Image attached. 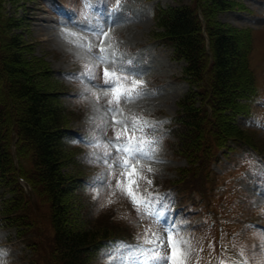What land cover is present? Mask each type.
Listing matches in <instances>:
<instances>
[{
	"label": "trees",
	"instance_id": "obj_1",
	"mask_svg": "<svg viewBox=\"0 0 264 264\" xmlns=\"http://www.w3.org/2000/svg\"><path fill=\"white\" fill-rule=\"evenodd\" d=\"M6 2L0 0V228L13 231L29 250L28 264H91L104 242L132 241L133 233L118 232L116 212L103 208L89 193L87 176L78 174L84 147L71 134L76 115L63 104L66 87L60 88L63 82L51 70L45 73L47 84L35 83L44 75L33 70L42 66L27 57L29 50L15 33L21 22L6 12ZM235 9H243L239 0H190L188 6L154 10L151 36L170 50L172 60L183 63L180 78L188 85L168 128L171 151L187 165L177 170L179 181H164V189H202L215 201L209 187L224 175L210 170L211 164L243 151L264 168V141L255 142L237 125L239 117L255 115L254 103L261 97L251 67L256 33L215 19L217 13ZM73 165L79 167L71 169ZM17 176L32 185L33 199ZM186 200L194 203L190 196ZM232 221L252 231L248 225L257 220L251 215Z\"/></svg>",
	"mask_w": 264,
	"mask_h": 264
},
{
	"label": "rangeland",
	"instance_id": "obj_2",
	"mask_svg": "<svg viewBox=\"0 0 264 264\" xmlns=\"http://www.w3.org/2000/svg\"><path fill=\"white\" fill-rule=\"evenodd\" d=\"M239 1L243 6L242 10L220 12L216 14L215 19L222 24L239 29L249 28L256 33L251 67L261 98L255 103V116L251 119L239 117L237 125L248 131L255 142H260L264 141V0ZM55 2L65 16L71 15L69 11L71 10L76 13V20L83 19V0ZM116 4L117 0H107V9H112ZM119 4L122 22L111 29V35L115 37L113 42L117 43L124 58H131L143 70V75L137 79L146 82L143 87L150 93L133 103H122L121 107L125 112L142 114L149 122H155L156 127L150 130L149 135L159 138L156 159L142 161L146 167L150 164L154 169L153 172L147 173L154 182L151 185L141 182V188L166 193L174 200L171 207L178 214L170 218L181 225H187L181 234L191 237L193 254L190 257V264H218L215 262L221 258L233 264L238 258L243 259L239 254L241 246L245 249L250 264H264V233L261 231L264 228V169H260L254 159L246 158L243 151H237L227 154L219 163L210 165L209 168L214 173L224 175L214 187H209L215 201L205 196L202 189L183 193L175 191L176 194L169 190L173 188L162 189L161 186L167 180L179 181L177 170L187 165L184 157L177 156L171 151L165 136L161 134L171 124L177 112V101L185 94L188 86L180 78L183 63L172 60L170 51L152 40L151 31L154 27L152 10L157 4L188 6L190 0H119ZM4 6L9 15L21 22L15 33L21 35L25 49L29 50L26 53L27 57L35 58L34 62L42 66L38 70H33L44 75L38 77L35 83L41 82L42 87L47 84L49 78L45 73L51 70L58 82H63L59 83L60 88L66 87L67 93L63 95L65 97L63 104L70 107L73 115H76L75 118H71L70 123L73 131L88 137H111V126L102 127L104 123L111 125V115L102 110L107 107L104 100L96 101L91 91H85L86 85L79 78L64 75L82 72L84 57L81 50L69 42L63 31L66 25L61 23L62 16L53 10L49 0H7ZM239 50L240 46L236 44L234 53L236 59L239 58ZM98 81L103 82L102 70ZM54 86L57 87V84ZM84 143L82 144L84 149L82 153L80 152L83 160L78 174L87 176L89 193L97 199L96 201L103 208L116 212L115 219L121 224L117 227L120 229L118 232L122 234L128 230L129 234L133 233V241L137 243V237L143 235L147 226L154 230L157 225L147 216L141 219L132 202L119 190H115L116 194L113 195L114 189L108 183L90 187L93 178L107 169L104 164L94 162L95 157L91 155L93 152L102 153L103 148ZM68 153L72 159V152ZM78 167L73 165L71 169ZM63 169L68 171L67 167ZM195 176L188 174L187 179L195 180ZM107 179L112 178L108 176ZM189 196L194 199V203L186 200ZM110 199L112 203H109ZM217 210L220 211L219 216L216 215ZM251 215L257 220L253 224L257 226L254 227L257 232L244 230L242 228L244 225L232 221L238 216ZM104 248L91 264H108V257L102 255ZM199 249H202V252L198 251ZM0 250L5 253L0 254V261H3V264H28L25 257L29 250L15 238L14 233L10 234L9 231L0 229ZM134 264H139V261H135Z\"/></svg>",
	"mask_w": 264,
	"mask_h": 264
},
{
	"label": "snow or ice",
	"instance_id": "obj_3",
	"mask_svg": "<svg viewBox=\"0 0 264 264\" xmlns=\"http://www.w3.org/2000/svg\"><path fill=\"white\" fill-rule=\"evenodd\" d=\"M49 2L53 10L62 16L61 23L66 25L63 31L69 42L80 49L84 57L82 72L64 75L82 80L86 85L85 91H91L98 102L103 99L107 107L102 110L111 115V125H102L103 128L111 126V137H75L78 143L86 142L103 148L102 153L93 152L91 155L95 157L94 162L104 164L107 171L94 177L90 187L108 183L114 189L113 195L115 190H119L132 202L141 219L147 216L157 225L154 230L147 226L134 244L124 239L104 242L102 255L108 257V264H134L135 261L139 264H190L193 254L191 237L181 234L187 225L170 218L178 214L171 207L174 200L166 193L141 188V182L149 185L154 182L147 175L154 169L150 164L146 167L142 161L156 159L159 138L149 135L150 130L156 127L155 122H149L142 114L125 112L121 107L122 103H133L150 93L143 87L146 82L137 79L143 75V70L131 58H124L117 43L113 42L115 37L111 35V29L122 22L119 0L110 10L107 9V0H83L82 20H76V13L71 10V15L65 16L55 0ZM101 70L102 83L98 81ZM108 176L112 179H107ZM109 203H112L111 199ZM261 231L264 233V228ZM198 251L202 252V249ZM0 254L5 253L0 250ZM239 254L243 258L239 264H250L243 246ZM218 264L231 262L221 258Z\"/></svg>",
	"mask_w": 264,
	"mask_h": 264
}]
</instances>
